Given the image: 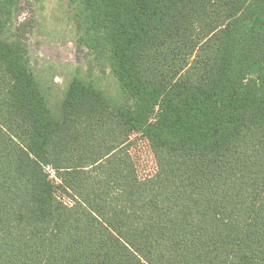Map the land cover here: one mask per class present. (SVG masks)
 I'll return each instance as SVG.
<instances>
[{
	"label": "trees",
	"instance_id": "obj_1",
	"mask_svg": "<svg viewBox=\"0 0 264 264\" xmlns=\"http://www.w3.org/2000/svg\"><path fill=\"white\" fill-rule=\"evenodd\" d=\"M22 2L0 0V264H264V0H67L88 64L55 106Z\"/></svg>",
	"mask_w": 264,
	"mask_h": 264
},
{
	"label": "rangeland",
	"instance_id": "obj_2",
	"mask_svg": "<svg viewBox=\"0 0 264 264\" xmlns=\"http://www.w3.org/2000/svg\"><path fill=\"white\" fill-rule=\"evenodd\" d=\"M67 0H23L18 22H28L26 34L31 65L40 82L50 88V104L61 100L65 88L76 68L86 70V52H77L73 38V23ZM103 86L113 92L114 85L106 72ZM129 148L140 176L154 170L153 157L148 144L137 135L130 139Z\"/></svg>",
	"mask_w": 264,
	"mask_h": 264
}]
</instances>
